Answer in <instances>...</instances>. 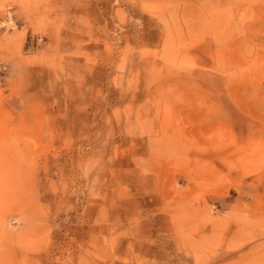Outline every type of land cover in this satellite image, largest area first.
<instances>
[{
	"label": "rangeland",
	"instance_id": "rangeland-1",
	"mask_svg": "<svg viewBox=\"0 0 264 264\" xmlns=\"http://www.w3.org/2000/svg\"><path fill=\"white\" fill-rule=\"evenodd\" d=\"M0 264H264V0H0Z\"/></svg>",
	"mask_w": 264,
	"mask_h": 264
},
{
	"label": "bare ground",
	"instance_id": "bare-ground-1",
	"mask_svg": "<svg viewBox=\"0 0 264 264\" xmlns=\"http://www.w3.org/2000/svg\"><path fill=\"white\" fill-rule=\"evenodd\" d=\"M162 121V120H161ZM165 121H167V120H165ZM161 123V122H160ZM162 124V123H161ZM165 124H166V122H165ZM164 127V126H163ZM161 128V127H160ZM162 129V128H161ZM164 129V128H163ZM175 139H176V137H174ZM175 139H174V141H175ZM174 141L172 140V143H174ZM176 142V141H175ZM175 144V143H174ZM149 183H151L150 181H148ZM140 183V182H139ZM155 186V184H152V187H154ZM139 189H141L140 191L141 192H143V193H145V192H147L146 191V189H147V185L145 184V183H142L140 186H139ZM145 191V192H144ZM160 205H162L161 203H159V202H157V203H148V204H145V205H141V206H139L138 205V207H137V211H138V214H142V213H146V215H148L147 217L148 218H153L151 215H153L154 213H151L150 214V212L152 211V210H154V209H156V208H158ZM180 207V208H179ZM174 210H176V212H180L181 210H182V208H181V206L179 205L178 206V209L176 208H173V209H168V208H166L165 210H162V211H160V213H159V217L158 216H156V218H155V220L157 221V222H161L162 224L163 223H168V221H170V219L172 218L171 217V214L170 213H174ZM183 212V211H182ZM181 212V213H182ZM124 216V215H123ZM154 219V218H153ZM172 226V225H171ZM173 227H174V225H173ZM167 228V227H166ZM175 229L176 228H174V231H175ZM168 230V229H167ZM176 231H177V229H176ZM180 232H181V230H180ZM167 234V233H166ZM177 234H178V232H177ZM179 235V234H178ZM181 235V234H180ZM179 237V236H178ZM173 238V237H172ZM176 238V237H175ZM94 244V243H93ZM96 246V245H95Z\"/></svg>",
	"mask_w": 264,
	"mask_h": 264
}]
</instances>
